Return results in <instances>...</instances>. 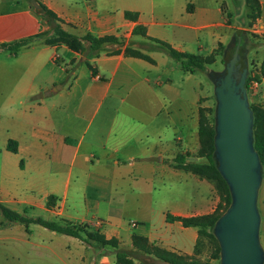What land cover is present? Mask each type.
Returning a JSON list of instances; mask_svg holds the SVG:
<instances>
[{
  "label": "crops",
  "instance_id": "obj_1",
  "mask_svg": "<svg viewBox=\"0 0 264 264\" xmlns=\"http://www.w3.org/2000/svg\"><path fill=\"white\" fill-rule=\"evenodd\" d=\"M41 1L64 30L80 37L114 35L123 45L119 53L84 56L64 42L48 43L50 25L29 0H0V203L81 225L86 240L33 222L23 223L15 237L7 226L3 238L63 261L71 246H84L96 251L83 253L82 264H119L114 245L87 235L98 232L117 239L136 261L172 264L163 257L174 255L187 264H210L215 258L204 261L199 249L209 238L171 216L210 215L223 203L219 183L176 161L183 155L186 162H207L200 121L215 93L199 71L213 78V62L189 71L154 49L151 39L216 56L231 38V12L223 0ZM126 10L137 17L126 18ZM136 25L145 34H134ZM127 44L153 61L126 55ZM254 52L264 60V44ZM260 86L264 103V76Z\"/></svg>",
  "mask_w": 264,
  "mask_h": 264
},
{
  "label": "water",
  "instance_id": "obj_2",
  "mask_svg": "<svg viewBox=\"0 0 264 264\" xmlns=\"http://www.w3.org/2000/svg\"><path fill=\"white\" fill-rule=\"evenodd\" d=\"M236 35L225 51V68L213 74L217 100L214 156L232 197L215 223L214 234L221 248L220 264H263L257 206L263 170L254 147L253 111L246 87L248 62L241 51L239 29Z\"/></svg>",
  "mask_w": 264,
  "mask_h": 264
},
{
  "label": "trees",
  "instance_id": "obj_3",
  "mask_svg": "<svg viewBox=\"0 0 264 264\" xmlns=\"http://www.w3.org/2000/svg\"><path fill=\"white\" fill-rule=\"evenodd\" d=\"M32 6V9L35 13L41 15L45 18L51 28L55 32V39L47 38L46 41L52 44H58L60 42L66 43L70 48L79 51L84 56L99 54L102 51H107L109 53H119L121 52V47L123 45V41H121L118 37L114 35H104V36H96L92 33H87L83 36H77L72 34L61 27L60 21L61 19L57 16V14L50 9L47 5H45L41 0H29ZM126 18L135 19L137 17L136 12H132L129 10L125 11ZM134 34H145V28L142 25H136L133 29ZM154 43V49L162 50L166 52L169 56L180 61L182 67L189 71H194L198 68H204L206 63H212L213 60L210 57L203 58L199 55H194L187 52H182L176 48H174L169 43L158 40L151 39ZM25 40L17 41L10 43L9 46L13 50L17 49L19 46L23 45ZM108 44H117L118 47L108 48ZM222 45H220L221 47ZM124 53L129 56L143 58L149 61H153L152 58L142 52L140 49L132 47L130 44H127L124 47ZM87 63V62H86ZM88 66L95 73V70L88 64ZM262 74L264 75V62L262 63ZM247 90L249 89V78L246 80ZM251 109L253 111V138H254V147L257 150L263 175H264V109H259L255 105L250 104ZM205 113L202 112V119L200 121V138L202 143L201 153L206 154L207 162H196V161H188L186 162L185 156L179 155L176 158L177 165L183 166L184 168L197 173L201 176L208 177L209 179L215 180V182L220 184L221 189V180L224 182L226 188L227 195V204L221 206V209L210 215L204 216H192V217H180V216H171L172 219L181 220L182 223L186 226L194 225L198 226L200 230V234L208 237L209 239L217 238L214 234L215 223L218 218L226 211L232 201L231 193L229 186L225 179L222 177L220 171L218 170L216 159L214 156L215 151V135H216V127L212 128L205 121ZM9 147L11 150H17L16 146H14V142H9ZM215 173L217 174V178L215 179ZM53 199L55 197L50 195L48 197L47 205L50 207L53 203ZM0 212L2 215L7 218L9 221H17L28 225L29 223H37L44 227H47L53 231L61 232L73 236L80 237V232L85 231L84 227L81 225H72L68 223H61L57 220H47L42 217H32L28 216L27 210L24 212H18L2 203H0ZM169 216V215H168ZM87 235L90 238L97 240L100 244H111L115 246V254L119 264H148L143 260L136 261L131 252L128 250L118 248L117 247V239L111 238L106 239L103 235L98 232H88ZM218 251L221 257V248L218 242ZM165 258L166 261L172 264H187L185 262L179 261L174 255H168ZM180 262V263H179Z\"/></svg>",
  "mask_w": 264,
  "mask_h": 264
},
{
  "label": "rangeland",
  "instance_id": "obj_4",
  "mask_svg": "<svg viewBox=\"0 0 264 264\" xmlns=\"http://www.w3.org/2000/svg\"><path fill=\"white\" fill-rule=\"evenodd\" d=\"M223 6L225 10L231 12V38L225 44L222 45L218 51L216 56H211L213 60V64L209 65V69L213 71V74L217 71H222L225 68L223 58L225 55V51L230 44L232 39L237 38L236 31L240 30L241 36V51L246 54L247 62H248V74L247 78H249V89L247 90L249 103L255 105L259 109H264V103L259 99V95L262 93V89L260 86V82L262 81V63L260 58L262 55L255 53L254 51H259L261 45L264 44V33L261 31V26L259 20L262 16V6L260 0H223ZM49 39H55V32L49 27V30L46 31ZM153 43V42H152ZM151 46V42H149ZM117 44H108V48L112 49L117 47ZM153 46V45H152ZM256 49V50H255ZM261 56V57H260ZM199 74L205 79V84L211 85L213 84L214 89V81L209 73L199 71ZM215 93V91H214ZM216 96L210 107H207L205 121L212 128L216 125ZM217 178V174L215 173V179ZM264 192V175L262 178V183L259 188L257 206L260 213V230H259V238L262 245V235L264 234V208H262L261 204V195ZM221 194H222V202L223 205L227 204V195L226 188L224 182L221 180ZM18 210L23 212L24 208L19 207ZM32 209H27V215L33 213ZM39 216L43 218H51L45 212H40ZM37 216V217H39ZM13 226V237L20 236L18 235L21 230L17 231L19 228L23 227V223L17 221H9L5 218L0 212V264H82L81 255L86 257L91 256L96 250L82 247H72L69 249L70 257L66 258V261L60 260L56 257L41 256L35 249H26L24 244L19 241H11L3 238L4 228L7 226ZM35 226L37 224H34ZM37 227V226H36ZM37 233V231H36ZM83 235L80 238L86 240ZM86 238H88L86 236ZM263 247V246H262ZM201 253V259L203 260L207 258V256H213L215 260H211L210 264H220V253L218 251V241L215 239H206L203 240V244L199 248ZM65 254V251L62 252ZM207 260V259H206ZM180 263V262H179Z\"/></svg>",
  "mask_w": 264,
  "mask_h": 264
}]
</instances>
